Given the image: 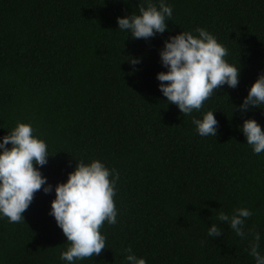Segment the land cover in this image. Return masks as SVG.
Returning <instances> with one entry per match:
<instances>
[{"label":"trees","instance_id":"16d2710c","mask_svg":"<svg viewBox=\"0 0 264 264\" xmlns=\"http://www.w3.org/2000/svg\"><path fill=\"white\" fill-rule=\"evenodd\" d=\"M164 3L173 10L166 31L145 40L120 30L117 18L139 15L146 0H0V142L31 124L49 153L35 166L52 186L35 194L21 223L0 214V264H69L51 202L77 162L93 160L119 176L117 222L100 230L101 255L72 264H129L128 248L146 264H255L256 232L264 254V152L255 154L242 132L247 119L264 130V105L239 110L264 74V0ZM197 28L227 49L239 84L184 115L159 90L157 74L167 71L160 51L170 36ZM208 111L216 137L200 136L193 123ZM242 207L252 212L246 238L217 219ZM214 223L220 237L208 236Z\"/></svg>","mask_w":264,"mask_h":264},{"label":"clouds","instance_id":"9594fccd","mask_svg":"<svg viewBox=\"0 0 264 264\" xmlns=\"http://www.w3.org/2000/svg\"><path fill=\"white\" fill-rule=\"evenodd\" d=\"M172 11L164 0H160L159 7L152 0H146V6L139 5V15L118 17L117 23L120 30L130 32L134 39L148 40L166 31V21L172 16ZM195 31L198 35L182 31L170 36L160 51L162 65L167 71L157 74L161 82L159 90L184 115L200 110L223 85L234 89L239 84V67L225 60L227 49L205 29L197 28ZM130 62L135 65L139 60L130 58ZM261 105H264V74L252 84L239 110L243 113L250 106ZM213 113L208 111L202 119L193 120L200 136L216 137L218 121ZM33 131L31 124L18 123L0 142V214L11 223L24 221L23 213L37 192L43 190L47 194L52 191L51 185L45 187L47 178L35 166L47 164L48 146L34 136ZM242 132L255 154L264 152V130L255 119L245 120ZM110 176L114 178L110 180ZM118 179L115 170L110 171L99 160L87 164L80 161L68 174L67 181L56 185L50 215L69 243L67 250L61 253L62 260L72 264L75 260L99 256L106 248V238L100 230L105 221L110 225L117 222L113 198ZM251 216L252 212L242 207L235 209L231 216L221 212L217 219L228 224L237 236L246 238L243 229L246 219ZM221 235L217 224L208 228V236L216 238ZM260 240V234L253 233L249 254L255 264H264ZM126 251L129 264H146V260L137 258L131 248Z\"/></svg>","mask_w":264,"mask_h":264}]
</instances>
